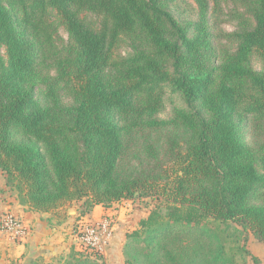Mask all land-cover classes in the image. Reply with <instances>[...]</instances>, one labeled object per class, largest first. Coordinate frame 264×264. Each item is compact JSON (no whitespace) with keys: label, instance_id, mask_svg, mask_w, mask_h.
<instances>
[{"label":"trees","instance_id":"16d2710c","mask_svg":"<svg viewBox=\"0 0 264 264\" xmlns=\"http://www.w3.org/2000/svg\"><path fill=\"white\" fill-rule=\"evenodd\" d=\"M175 1L0 0V170L60 223L76 202L84 216L159 199L127 234L142 250L125 264H248L241 233L264 243V68L252 64L264 62V0H233L245 13L228 33L213 18L222 0H192L189 20ZM124 38L132 52L118 56ZM167 91L185 105L163 119ZM162 130L163 152L151 137ZM133 144L142 165L125 170ZM63 253L33 264H106L91 245Z\"/></svg>","mask_w":264,"mask_h":264},{"label":"rangeland","instance_id":"374dc122","mask_svg":"<svg viewBox=\"0 0 264 264\" xmlns=\"http://www.w3.org/2000/svg\"><path fill=\"white\" fill-rule=\"evenodd\" d=\"M192 3V0H176L172 5V10L177 17H180L179 14H181L187 20L194 19L195 14L192 12L190 7L192 6ZM242 13H245V8L241 3H236L233 0H222L220 7L213 16L217 29L225 33L234 31L237 28L238 16ZM86 18L87 21L92 22L96 26L98 25L97 19L91 14H88ZM68 43V33L63 26H60L57 34V48L61 51L60 53H62V51L63 53H65L66 48L68 47ZM131 52L132 47L130 45V40L124 38L119 43V47L115 51V54L118 56H126ZM2 55L6 60L7 56L4 48L2 49ZM252 64L256 69L264 68V62L257 56L253 57ZM49 73L53 76L56 75V71L53 69L50 70ZM62 100L65 103H70L71 96L68 94L64 96ZM184 105L185 103L181 96L167 91L165 95V107L159 114V117L163 119H169L173 114L174 108ZM178 133L180 134V138L186 136V133L183 129H180ZM151 135L154 146L163 152L167 139L172 135V132L169 130L153 131ZM247 140L249 142H253L254 140L249 131L247 133ZM142 144L143 142H140V145ZM142 148L143 147L139 148V145L137 144L132 145V153H130L129 159L122 166L123 169L136 170L137 168L141 167L142 164H140V158H134L132 154L140 153V150ZM3 178L4 177H1L0 175V183L2 182ZM0 189L3 190H0V202L5 199L9 200L11 198L18 204L24 205L20 202L17 191L10 189L7 185H3V188L0 185ZM2 198L4 199L1 200ZM160 203L161 201L159 199L138 194L135 197L123 202H114L112 203V205H110V208H94L92 212H89L84 216H80V212L83 208L82 202H76L69 208L68 216L66 219L68 220L69 217H72V220L70 219L71 227L69 229L70 236L68 239V244L66 245L65 249L55 253L52 256L58 255L62 252H64L63 254H68L71 250L72 245H75L77 247L91 245L94 246V248L102 254L106 264H125L127 258L131 256H137L142 250L141 246H139L138 248L137 246H135L137 249H129V247L127 246V243L129 241L127 234L139 228L140 221L143 218L147 217L151 210L157 207ZM71 211L72 213H70ZM235 227L242 230L241 226L237 224H235ZM92 232H95L93 238L90 235L92 234ZM85 235H88V239H85ZM10 236L13 240H16L14 236H12V234H10ZM243 237H246L245 244L249 251V254L247 256L248 264H264V243L260 242L253 234L249 232H243V234L241 233L242 240ZM23 257L24 255L20 257L16 263H18L19 260L22 259L23 264H33L34 260L41 256H37L31 260L28 259V262ZM255 257L259 258L258 262L254 261ZM10 262H12L11 258Z\"/></svg>","mask_w":264,"mask_h":264},{"label":"crops","instance_id":"0c3cea01","mask_svg":"<svg viewBox=\"0 0 264 264\" xmlns=\"http://www.w3.org/2000/svg\"><path fill=\"white\" fill-rule=\"evenodd\" d=\"M0 173L1 177H4L0 183L3 188V185H6L5 175L2 170H0ZM3 199L4 198L1 200ZM125 200L128 199H123L117 203ZM99 207L102 209L104 208L102 205H97L95 208L98 209ZM6 212H12L20 217L23 222L30 227V233L28 237L20 243V241L12 239L10 236L11 233L4 231L0 227V264H23L22 259L16 263L23 255V258H25L26 261L37 256H45L46 258H49L55 253L65 249L68 244L70 236L69 229L71 227L70 219L72 217H69L68 220L60 223L52 213L33 210L28 206L18 204L11 198L0 202V218ZM70 213H72V211ZM10 258L12 259V262H10Z\"/></svg>","mask_w":264,"mask_h":264},{"label":"built area","instance_id":"2783aa9c","mask_svg":"<svg viewBox=\"0 0 264 264\" xmlns=\"http://www.w3.org/2000/svg\"><path fill=\"white\" fill-rule=\"evenodd\" d=\"M0 224L1 228L4 231L11 233L12 236H14V238L16 239L15 241H24L30 233V227H28L23 222V220L16 216L14 213L3 214L0 220ZM94 234L95 232H92V234H90L92 238ZM88 235H85V239H88Z\"/></svg>","mask_w":264,"mask_h":264}]
</instances>
